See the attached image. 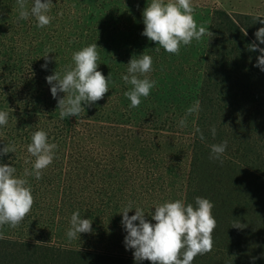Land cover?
I'll return each mask as SVG.
<instances>
[{
    "label": "trees",
    "instance_id": "16d2710c",
    "mask_svg": "<svg viewBox=\"0 0 264 264\" xmlns=\"http://www.w3.org/2000/svg\"><path fill=\"white\" fill-rule=\"evenodd\" d=\"M77 1L83 0H76V5H81ZM11 15H18L16 0H0V35L4 32L3 21L11 19ZM261 20H264L262 15L214 9L209 27L213 36L207 37L196 96L201 110L196 114L188 144L175 140V137H171L175 141L169 137L166 142L164 139L168 136L161 140L165 135L163 131L168 130L161 128L155 119H149L148 130L142 133L147 137L154 133L156 137L146 142L148 144L142 149L144 156L154 161L168 152L170 160H174L178 151L185 149L189 165L186 204L195 206L198 196L214 204L212 212L217 227L213 233V250L206 255H198L192 264H264V72L255 67L260 53L248 51V45L255 41V32L264 27ZM115 29L116 24L98 27L93 33L96 38L90 37L85 46L83 42L80 45L83 48L97 43L100 64L97 70L105 78L113 69L116 70L114 56L108 61L101 56L106 32ZM26 43L20 53H16L13 46L6 47L0 42V111L9 114L7 126L0 127V150L8 145L16 146V152L0 155V165L13 166L17 177H23L22 173L27 168L19 165L24 163V159L13 156L23 153L25 160L31 161L27 163L31 171L34 158L28 156L27 145L35 131L48 133V141L58 145L56 155H64L70 150L81 153V148L87 147L91 139L96 143L98 136L107 141L104 134L97 133L101 128L97 122L103 121L94 117L95 111H85L77 117L62 120L59 111L49 105L47 95L42 92V74L53 65H72L73 53L64 50V53L58 51V54L48 56L47 67L44 68L45 55L38 52L45 45L44 40ZM256 43L259 44L258 41ZM259 47L264 48V44ZM27 71L29 73L22 76ZM150 79L156 84L160 82L156 71L150 73ZM89 121L96 123L89 124ZM213 126L216 128L215 137L210 131ZM196 127L203 132V141L195 133ZM133 135L134 138L138 136ZM106 141H102L104 145ZM224 141H227V148L223 163L210 159V146ZM59 162L60 165L65 163L64 160ZM49 167L43 170L41 178L44 180H49ZM60 178L55 176L51 180L62 181ZM26 179L33 197L58 191V187L37 181L35 176L30 175ZM238 222L246 227L232 228ZM10 228L7 225L0 228L4 237L0 239V264H137L133 255L61 247L50 242L37 245L35 240L21 237ZM140 264L151 262L142 261Z\"/></svg>",
    "mask_w": 264,
    "mask_h": 264
},
{
    "label": "rangeland",
    "instance_id": "374dc122",
    "mask_svg": "<svg viewBox=\"0 0 264 264\" xmlns=\"http://www.w3.org/2000/svg\"><path fill=\"white\" fill-rule=\"evenodd\" d=\"M77 2L81 5H76V0H52L54 7L49 15L54 19L45 28H38L35 19L29 18L22 22L18 15H11V19L3 21L4 32L0 35V42L6 47L13 46L16 53H20L25 41L28 44L42 39L45 45L38 52L44 55L54 56L58 51L64 53V50L74 53L76 49H82V42L85 46L90 37L96 38L93 33L98 27L116 24L115 30L106 32L101 55L107 61L113 60V56L116 58V70L113 69L110 73L109 92L91 107L82 104L87 113L95 111L94 117L101 118L103 122H97L101 126L97 133L104 134L107 141L98 136L97 142L93 143L94 139H91L87 147L81 148V153L70 150L64 155H56V163L49 167V180L58 176L62 181L54 182L43 178L36 180L52 184L53 187H58V191L34 197L30 214L18 228H9L21 237L35 242L133 255L134 250H126L124 244L127 233L121 223L123 207L131 201L132 211L129 212V217L135 215L136 207H140L146 214V220L155 224L150 216L151 213L154 214L155 206L185 199L189 173L185 149L179 150L174 160H170L168 152L166 156L154 161L149 156H144L142 149L148 144L146 142H151L156 137L154 133L150 137L142 133L148 130L146 128L151 123L148 122L149 119H155L161 128L168 130L163 131L165 135H162L161 140L168 136L164 139L166 142L170 137L171 141L180 140L188 144L196 114L188 117L185 128L179 126V121L185 116L186 109L197 101L207 36L201 42L194 40L190 46H181L179 55H170L163 49L156 52L154 49L158 45L142 35V14L151 0ZM192 4L197 25L208 29L214 9L264 16V0H192ZM28 7H31V0ZM32 22L34 23L31 24ZM144 53L152 57L153 71L159 74L160 82L147 98H141L139 107L130 108L131 102L124 93L131 86L125 84L121 77L127 74L130 59ZM155 60L160 61L155 63ZM53 66L42 74L41 87L42 92L47 95L49 105L59 111L57 99L52 97L51 86L46 77L55 71L63 73L66 66ZM28 73L27 71L22 76ZM114 83L116 87H113ZM64 95L59 93L58 98H63ZM88 123L94 124L96 121ZM133 134L138 136L134 138ZM171 137H175V140ZM101 140L106 141V145ZM13 157L24 159V163H18L22 168L31 167L25 163L23 153ZM61 160L65 161L63 165L59 164ZM76 211H79L81 218L92 220V231L81 233L79 238L70 241L66 232L71 215Z\"/></svg>",
    "mask_w": 264,
    "mask_h": 264
},
{
    "label": "clouds",
    "instance_id": "9594fccd",
    "mask_svg": "<svg viewBox=\"0 0 264 264\" xmlns=\"http://www.w3.org/2000/svg\"><path fill=\"white\" fill-rule=\"evenodd\" d=\"M16 0L19 20L35 18L38 28L49 26L54 19L49 13L54 7L52 0ZM195 9L192 0H151L143 11L144 31L142 35L158 46L154 49L159 52L163 49L170 55H179L181 46H190L195 40L201 42L205 36L212 37L213 33L203 25H197L194 19ZM264 24V20L260 21ZM247 35V33H245ZM255 41L248 45V51H258L255 67L264 72V27L255 32ZM259 42V44L256 43ZM97 43L83 47L72 54V65L66 66L63 73L55 71L46 77L51 86L50 91L57 106L60 118L77 117L85 112L86 105L91 107L97 101L104 98L109 92L111 83L110 74L107 78L98 71L99 53ZM47 67L48 54L44 57ZM153 59L150 55L142 54L130 59L127 65V74L121 79L130 89L124 93L130 100V108H137L141 98H147L155 87L156 81L149 79L153 71ZM59 93H64L63 98H58ZM200 101L197 100L188 107L185 116L179 121L181 128L187 127L189 116L198 114ZM9 114L0 111V127L7 126ZM213 137L216 136V128L211 129ZM201 141L204 140L200 128H195ZM56 143L48 141V133L43 130L35 131L31 136V143L27 145L29 157L34 158L32 169L24 170L23 177L16 176V169L9 165H0V228L5 225L16 229L30 214L34 204L32 189L28 186L26 177L35 176L37 180L42 177L43 170L47 169L56 156ZM210 159L223 163L222 157L227 148V141L210 146ZM16 152L14 144L5 146L0 150V155ZM28 159L25 163H29ZM214 204L207 198L196 197L195 206L177 199L174 202H165L155 206L151 220H146V214L140 207L135 208V215L129 217L132 211V202L122 209V226L126 231L124 244L126 250H134L133 257L137 264L149 261L151 264H192L200 255H206L213 250V233L217 227V221L213 215ZM138 222V223H137ZM246 225L236 223L232 228L242 229ZM92 231V220L80 217L79 211L71 215L69 228L66 232L71 241L79 238L81 233ZM0 233V239H3ZM37 245L43 243L36 242ZM264 255V254H262ZM255 259V258H253Z\"/></svg>",
    "mask_w": 264,
    "mask_h": 264
}]
</instances>
